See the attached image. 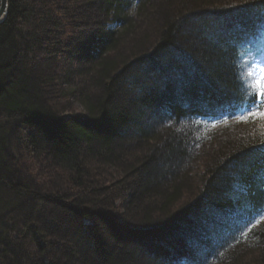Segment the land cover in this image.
I'll use <instances>...</instances> for the list:
<instances>
[{
    "label": "trees",
    "instance_id": "1",
    "mask_svg": "<svg viewBox=\"0 0 264 264\" xmlns=\"http://www.w3.org/2000/svg\"><path fill=\"white\" fill-rule=\"evenodd\" d=\"M262 53L264 0H8L0 264H264V119L208 140Z\"/></svg>",
    "mask_w": 264,
    "mask_h": 264
},
{
    "label": "rangeland",
    "instance_id": "2",
    "mask_svg": "<svg viewBox=\"0 0 264 264\" xmlns=\"http://www.w3.org/2000/svg\"><path fill=\"white\" fill-rule=\"evenodd\" d=\"M136 8L132 9V13H135ZM113 28H117V25H113ZM264 66V54H260L254 61L252 67L249 69L250 73L253 74H258L259 69ZM252 78L255 82V76L252 75ZM71 110L73 112H84V109L81 107V104L79 102H76L73 106H71ZM254 111V110H253ZM255 111H264V105L262 109L256 108ZM252 111H243L236 117H232L229 119H225L223 121H216L210 124V131L208 135V140H214L219 138L220 136L225 137V136H232L235 135L236 133L243 132L246 130L248 123H246L244 120H241V116H248V114ZM247 121V119H245ZM252 121L250 122V125H256L257 123L261 122V118L259 117H252ZM248 126V128H249ZM8 199V198H6ZM4 202L6 203L7 200ZM4 203V204H5ZM4 207H2L3 209ZM3 210H1L2 212ZM0 212V214H1Z\"/></svg>",
    "mask_w": 264,
    "mask_h": 264
},
{
    "label": "snow or ice",
    "instance_id": "3",
    "mask_svg": "<svg viewBox=\"0 0 264 264\" xmlns=\"http://www.w3.org/2000/svg\"><path fill=\"white\" fill-rule=\"evenodd\" d=\"M250 76H255V83L252 85L254 96V103L257 106L264 105V66H262L258 74L249 73ZM250 117H259L264 119V111H252L248 114V116H241V120L248 119ZM264 219V217H262Z\"/></svg>",
    "mask_w": 264,
    "mask_h": 264
},
{
    "label": "water",
    "instance_id": "4",
    "mask_svg": "<svg viewBox=\"0 0 264 264\" xmlns=\"http://www.w3.org/2000/svg\"><path fill=\"white\" fill-rule=\"evenodd\" d=\"M8 13V0H0V23L5 19Z\"/></svg>",
    "mask_w": 264,
    "mask_h": 264
}]
</instances>
